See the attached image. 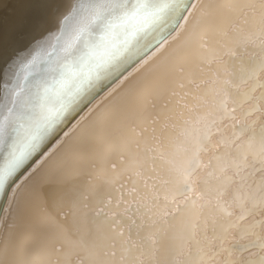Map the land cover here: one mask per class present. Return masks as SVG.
Segmentation results:
<instances>
[{
  "label": "snow or ice",
  "instance_id": "6c2138e0",
  "mask_svg": "<svg viewBox=\"0 0 264 264\" xmlns=\"http://www.w3.org/2000/svg\"><path fill=\"white\" fill-rule=\"evenodd\" d=\"M4 89L0 264H264V0H79Z\"/></svg>",
  "mask_w": 264,
  "mask_h": 264
},
{
  "label": "bare ground",
  "instance_id": "6f19581e",
  "mask_svg": "<svg viewBox=\"0 0 264 264\" xmlns=\"http://www.w3.org/2000/svg\"><path fill=\"white\" fill-rule=\"evenodd\" d=\"M78 2L79 0H0V99L3 98L5 84L10 82V77L14 75L19 63L30 59L41 44L44 45V50L47 49L53 35L58 31L59 21L71 5ZM107 90L106 88L105 91ZM103 95L101 92L100 96ZM99 98L98 96L97 99ZM87 111L88 108L85 107L75 120L51 140L44 152L36 157L27 171L8 189L9 194L32 168L41 162L44 153L51 151L58 141L64 139V132L72 128ZM105 146V143L96 145L98 149ZM51 177L53 184L46 183L40 189L41 198L45 202L50 201L56 192L58 177L54 175ZM19 224L20 208L13 204L10 195L0 194V239L9 225Z\"/></svg>",
  "mask_w": 264,
  "mask_h": 264
},
{
  "label": "rangeland",
  "instance_id": "374dc122",
  "mask_svg": "<svg viewBox=\"0 0 264 264\" xmlns=\"http://www.w3.org/2000/svg\"><path fill=\"white\" fill-rule=\"evenodd\" d=\"M50 180H51V182H52V177H51V179H50ZM51 182H50V183H48V184H53V182H52V183H51Z\"/></svg>",
  "mask_w": 264,
  "mask_h": 264
}]
</instances>
